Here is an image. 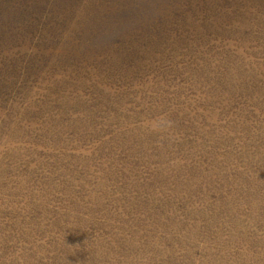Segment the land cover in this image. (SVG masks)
Wrapping results in <instances>:
<instances>
[{
    "label": "rangeland",
    "instance_id": "374dc122",
    "mask_svg": "<svg viewBox=\"0 0 264 264\" xmlns=\"http://www.w3.org/2000/svg\"><path fill=\"white\" fill-rule=\"evenodd\" d=\"M0 264H264V0H0Z\"/></svg>",
    "mask_w": 264,
    "mask_h": 264
}]
</instances>
